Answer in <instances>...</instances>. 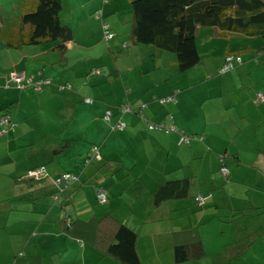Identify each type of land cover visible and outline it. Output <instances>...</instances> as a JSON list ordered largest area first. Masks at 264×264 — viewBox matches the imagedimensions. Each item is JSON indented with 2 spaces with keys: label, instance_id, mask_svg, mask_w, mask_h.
Listing matches in <instances>:
<instances>
[{
  "label": "crops",
  "instance_id": "obj_1",
  "mask_svg": "<svg viewBox=\"0 0 264 264\" xmlns=\"http://www.w3.org/2000/svg\"><path fill=\"white\" fill-rule=\"evenodd\" d=\"M132 1L62 0L72 32L63 57L39 46L9 49L0 40V117L10 122L0 124V264H123L103 247L113 223L91 224L103 216L137 233L142 264H264L261 45L212 29L209 38L250 37L238 47L250 53L226 44L216 78L200 64L181 71L174 53L130 36ZM101 19L115 34L110 40ZM227 57L233 67L219 72ZM12 72L52 83L21 89ZM66 81L69 88L58 87ZM126 105L133 111L121 114ZM171 116L177 131L147 126ZM121 121L123 129L112 128ZM187 134L196 139L179 143ZM231 155L224 177L221 160ZM39 168L40 180L27 177ZM66 173L77 179L70 186ZM182 177L194 178L189 193L204 194V203L196 207L183 196L153 207L158 186ZM55 185L68 187L58 196ZM98 185L107 195L103 206L95 200ZM70 219L90 222L68 228ZM191 231L201 246L190 253L199 256L177 261L175 245Z\"/></svg>",
  "mask_w": 264,
  "mask_h": 264
},
{
  "label": "trees",
  "instance_id": "obj_2",
  "mask_svg": "<svg viewBox=\"0 0 264 264\" xmlns=\"http://www.w3.org/2000/svg\"><path fill=\"white\" fill-rule=\"evenodd\" d=\"M18 2L17 13L13 16L11 25L0 31V39L4 46L9 49H20L26 46L35 48L40 46L39 48L47 49L48 54L53 53L56 57H63L62 54L67 49V43L71 40L72 32L64 20L62 0H19ZM131 11L132 23L130 36H133V39L137 43L153 45L174 53L176 63L181 71H186L200 62L195 37L202 27H213L215 34L223 37L232 35L260 36L262 44L259 49L264 52V0H133L131 3ZM0 18L4 19L5 15L2 13ZM102 28L105 34L103 22ZM107 29L109 30L108 25ZM114 36L115 34L108 39L110 40ZM122 46L124 47L125 44H122ZM40 59L43 60L44 58L40 56ZM57 61L59 62L58 58ZM46 63H44L45 66L48 65V62ZM42 73L43 71L40 70L38 75H42ZM30 77H32L33 83L29 84L24 80L21 82L23 84L25 83V89L36 87L41 89L45 85L52 83V80L45 75L42 76L43 78L39 76V78H35L33 75L25 74V78ZM10 81L18 86L16 81L12 79ZM71 85L69 81H66L58 85V87L69 88ZM128 107L130 108L129 111H133L132 106L126 105L121 106L119 112L124 114L127 112L125 109ZM105 115L107 116V112ZM110 115L108 118L105 116V118L109 119ZM4 116H7V114L1 115L2 118ZM1 121L2 119H0L1 125H8L3 124ZM150 123L155 122L150 121L147 123V126ZM163 123L170 130H178L174 124L173 116L170 117L169 123L161 122L159 124ZM171 126L173 128H170ZM166 127L164 129L170 131ZM112 128L118 129L117 123ZM187 135L190 137L188 143L192 139H196L194 135ZM179 139L180 135L178 142H184L179 141ZM226 158L221 160L223 161L222 168H224L226 161L230 159L236 160L235 155L229 156L228 159ZM220 174L224 177L227 176L223 172ZM65 175L69 177L64 178L65 182L70 183L68 186L73 183V179L74 182L77 180L76 176H73L71 173H66L61 176L65 177ZM41 177L43 176L33 179L40 180ZM193 180L194 178L192 177H182L163 181L152 194V206L157 207L165 201L183 196L192 198L194 204H203L207 196L204 194L192 196L189 193V188ZM68 186L64 187L67 188ZM60 188L62 189V187ZM101 189L104 190L99 185L95 188L96 200L99 203L101 202L98 199V194ZM105 196L107 198L106 191ZM198 196L204 197L202 202L197 200ZM105 221H110L114 225L113 235H110L112 238L108 239L110 241L106 242L103 246L106 253L123 264H142L135 249L137 233L112 216H103L98 221H91V224L98 225L100 222ZM89 222L70 219L69 226H67L71 228L77 224L85 225ZM185 233L188 234L189 232ZM188 236L189 239H187V242L175 245L177 261H186L191 259V257L199 256L190 253V249L193 247L194 252L197 253L199 245L201 246L198 233L191 231Z\"/></svg>",
  "mask_w": 264,
  "mask_h": 264
},
{
  "label": "rangeland",
  "instance_id": "obj_3",
  "mask_svg": "<svg viewBox=\"0 0 264 264\" xmlns=\"http://www.w3.org/2000/svg\"><path fill=\"white\" fill-rule=\"evenodd\" d=\"M18 1L19 0H0V15L2 13L5 15L4 19L0 18V31H2L5 27L11 25V23L13 21V16L17 13V8H18V3H19ZM103 21H106V20H104V19L100 20L101 30H102V22ZM106 23H107V21H106ZM74 25L76 26V23ZM212 29H213V27H202L199 29V32L197 33V35L195 37V42H196L197 49H198V52L200 55V62L198 64L203 65L205 68L209 67V69H211L210 71L213 72L212 73L213 75L211 78H216V77L220 76V74L216 73L218 66H214V65L217 64V61H219L220 57H218L217 55L222 53V48H224L226 44L231 43V42H236V47L238 48V47H243V46L247 45L246 43H248V40L250 41L252 39L257 40V43L255 44L254 47H258L262 44V39L260 36H252V39H250V37H247L248 39L247 38H237V37L236 38L235 37H229V38L213 37V38H209V35L212 32ZM210 39H212V40L210 41ZM245 40H247V41H245ZM1 42H2V40H1ZM149 47L150 48H156L153 45H150ZM238 50L241 51L242 54L243 53H250L248 50H244V49L241 50L240 48H238ZM219 51H220V53H219ZM217 65H219V64H217ZM199 75H201V74H199ZM203 76H205V75L203 74ZM130 112H132V111H127L125 113H130ZM64 186L66 187V185H64ZM55 187H56V191H57L56 194L58 196L61 195V191L59 190V186L55 185ZM63 194L64 193H62V195ZM95 200H96V198H95ZM47 201H48V199H47ZM55 205H56V203H54V202L51 203L52 207H54ZM38 206H40V205H38ZM99 206H103V204H101ZM195 206L198 207L197 204ZM104 209H107V204L105 207H101L100 211L104 210Z\"/></svg>",
  "mask_w": 264,
  "mask_h": 264
},
{
  "label": "built area",
  "instance_id": "obj_4",
  "mask_svg": "<svg viewBox=\"0 0 264 264\" xmlns=\"http://www.w3.org/2000/svg\"><path fill=\"white\" fill-rule=\"evenodd\" d=\"M97 17H99V16H97ZM103 24H104V29H105V36H106L107 38H111L114 34H113L110 30L107 29L106 21H103ZM238 58H239V57H238ZM231 67H233V64H232L231 62H229V57H227L224 66H222V67L220 68L219 72H224L225 70H227V69H229V68H231ZM10 78H11L12 80L16 81L17 84H18V86H19L20 88H24V86H26L25 83H24V84L21 83L23 80H24L26 83L28 82L29 84H30V83H33V79H32V77H30V78H25V74L22 73V72H18V73H14V72H12V73L10 74ZM172 99H174V98H173V97H166V98H163L162 101H169V100H172ZM256 100L261 101V102H264V94H262L261 92H258V93H257ZM129 110H130L129 107L125 109V111H129ZM110 113H111V112H107V116H106V118H108V116L110 115ZM1 122H2L3 124H9L10 122H9L8 116H4V117L2 118V121H1ZM124 126H125L124 122H118V124H117V128H118L119 130H120V129H123ZM149 127L152 128V129H158V128H159V129H162V128L166 127V125H165L164 123H163V124L150 123ZM166 128L169 129L168 127H166ZM170 128H173V126H171ZM189 139H190V137H189L188 135H181L179 141L188 142ZM95 150H96V149H95ZM44 172H45L44 168H39V169H37V170H29V171L27 172V177H30V178H37V177H39V176H44ZM221 172H223V173H227V169H226L225 167H224V168H221ZM64 178H69V177H68V175H65ZM98 199H99V201H100L101 203H103V202L106 201L105 191H104L103 189L100 190V192H99V194H98ZM203 199H204V197H202V196H198V197H197V200H198L199 202H202Z\"/></svg>",
  "mask_w": 264,
  "mask_h": 264
},
{
  "label": "bare ground",
  "instance_id": "obj_5",
  "mask_svg": "<svg viewBox=\"0 0 264 264\" xmlns=\"http://www.w3.org/2000/svg\"><path fill=\"white\" fill-rule=\"evenodd\" d=\"M225 174H227V173H225Z\"/></svg>",
  "mask_w": 264,
  "mask_h": 264
}]
</instances>
